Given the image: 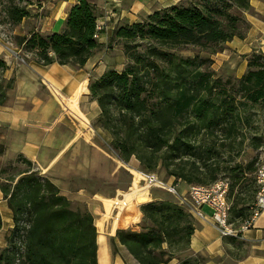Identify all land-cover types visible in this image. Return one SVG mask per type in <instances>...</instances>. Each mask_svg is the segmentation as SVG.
Wrapping results in <instances>:
<instances>
[{
	"label": "trees",
	"instance_id": "1",
	"mask_svg": "<svg viewBox=\"0 0 264 264\" xmlns=\"http://www.w3.org/2000/svg\"><path fill=\"white\" fill-rule=\"evenodd\" d=\"M249 8V0H181L114 29L109 44H121L126 64L121 71L107 69L98 79H90L88 92L99 107L97 127L109 135L110 148L122 160L134 157L146 172L160 162L168 176L188 185H208L217 179L222 168L214 158L225 145L221 139L234 142L251 128V117L243 112L256 104L264 107V57L252 53L246 73L234 83L215 77L207 68L208 58L178 52L197 47L215 54L233 38L242 39L245 31L240 32V25ZM2 11L11 26L29 16L26 5L14 0H6ZM95 34V10L86 0H77L61 32L31 31L15 35L13 43L40 65L81 68L100 48ZM6 67L0 57V105L12 88V81L2 77ZM204 137L208 142L202 141ZM260 144L259 139L249 140L255 149ZM3 153L0 144V156ZM18 161L27 168L8 175L0 167V193L13 223L0 264H98L90 212L73 209L50 179L29 167V160L17 155L14 163ZM254 163L223 168L231 178L229 195L238 186L229 208V223L236 219V226L250 213L255 182L242 183L246 173L253 178ZM136 209L140 223L118 228L116 238L138 264H166L175 257L178 264H204L199 255L181 257L194 230L182 205L164 199Z\"/></svg>",
	"mask_w": 264,
	"mask_h": 264
},
{
	"label": "crops",
	"instance_id": "2",
	"mask_svg": "<svg viewBox=\"0 0 264 264\" xmlns=\"http://www.w3.org/2000/svg\"><path fill=\"white\" fill-rule=\"evenodd\" d=\"M86 1L97 13L96 25L100 29L96 39L100 48L92 53L81 68L57 63L40 65L33 55L24 57L29 53L20 49L16 50L17 56L6 53L0 42V57L7 66L2 77L12 81V88L6 93V101L0 105V141L6 145V151L15 156H23L41 173H47L60 194L70 202L86 205L96 229L98 264H138L116 238L120 224H114L111 217L110 220L103 219V200L112 198L121 189L100 190L91 185L93 179L113 181V168L109 170L108 167L99 166L100 148L93 136L87 133L84 143L77 137L80 132L75 128L79 122L94 121L99 115L96 101L89 97V80L98 79L107 69L121 71L115 69L116 60L111 57V52L117 48L115 42L109 44L114 29L124 24L140 22L153 11L181 0ZM50 2L47 6L50 11L46 10L41 14L38 22L30 16L24 18L18 24V30L22 32L14 35H24L31 31L41 35L61 32L67 13L77 0ZM249 6L244 13V20L248 24L244 37L233 38L225 43L239 59L244 56L239 64V77L247 70L246 58L250 54H261L264 57V0H249ZM25 19L34 21L30 22L32 28L27 31L23 30ZM120 56L118 61L124 58L122 52ZM85 153L90 158L88 162L83 156ZM65 157V161L56 165L59 159ZM77 157L84 161H76ZM101 159L105 160L103 156ZM182 184L186 186L185 183ZM0 217L5 223V227L4 224L0 225L1 251L7 247L1 238V232L11 229L13 225L11 212L1 193ZM191 218L194 230L190 236L188 251L181 257L199 255L204 259V264H264V211L253 227L237 237H221L211 224L192 216ZM228 238H235L236 241L230 242ZM238 242L244 247L245 253L235 258L231 251ZM166 264H178V260L175 257Z\"/></svg>",
	"mask_w": 264,
	"mask_h": 264
},
{
	"label": "rangeland",
	"instance_id": "3",
	"mask_svg": "<svg viewBox=\"0 0 264 264\" xmlns=\"http://www.w3.org/2000/svg\"><path fill=\"white\" fill-rule=\"evenodd\" d=\"M14 1L15 3H18L21 6L26 5L27 10L29 11V16L35 19L36 22H38V17H40L41 14H44L46 10L50 11V9L47 8L48 4L51 3L50 0H14ZM5 3H6V0H0V42L3 44V47L6 43V40L7 42L13 43V37L15 36L14 34H20V32H22V30H18V25L11 26L5 22L4 12L2 11V7L5 5ZM95 14L97 16V13ZM26 22H28V24H26ZM30 22H34V21L33 20L27 21L25 19V22L23 24L24 31H27L30 28H32L30 26ZM247 28H248V24L246 23V21H243V23L240 25V32H244V31L246 32ZM115 45L117 46V48L115 51L111 52L112 54L111 57L113 60L114 59L116 60L115 69L120 70L125 66L126 59L122 57L121 61H118V57H121L120 53L122 52V46L121 44H118V43ZM13 47L15 51L18 50V48L14 45V43H13ZM178 54L183 57H192L195 54H198L199 57L208 58L209 59V64L207 65L208 70L213 72L214 76L219 77L221 81L223 82L229 79L232 82L237 83V80L241 78L239 77V74H240L239 64L244 56H242L239 59L238 56L234 54V52L226 46V44L222 45L219 49V52L215 54H209L208 52L201 51V49L197 47H186L185 49L180 50ZM26 56H31V55L27 54ZM248 57L246 58V61ZM201 68L203 69L204 67H201ZM236 97L238 98V95H236ZM243 113L251 117V121H252L250 124L251 128H247L244 131H242V134L238 135L234 142L226 143L227 141H224V139H221L225 145L219 150L216 157L214 158L215 162H217L219 166L222 168V170H220L217 174V179H227L230 184H231V178L229 177V173L227 172V170L223 168L232 167L236 164L244 167L251 160L255 161L257 149L249 145V140L251 138L253 139L255 138L256 140L259 139L261 142L260 146L264 145V107H261L260 104H256L254 107L246 109ZM77 125L75 129L76 130L78 129L80 132L79 134H77V137L85 143L86 142L85 139L87 138L86 134L89 133L93 136L94 140L96 141V145L100 148L101 153L99 152L100 155L98 157V161L100 162L99 166H101V168L108 167L109 170L113 168V172H114L113 181H110V180L105 181L103 179H98V180L93 179V181L91 182L92 187L100 189V190H107V189L111 190L114 188L121 189L118 194L128 193L126 195L127 199L129 198L135 199L137 196L145 197V200L143 202H138V200L135 199V202L131 204L132 206L130 205L121 214V217L118 222L113 220L114 224H120V228H124V229H126V225H130V226L138 225V223L140 222L138 221V211L136 208L141 204L154 201L153 199H156V200L167 199V200L175 201L178 203H180V200H183L184 202L189 201L188 192H187L189 185L186 184L185 186L184 184H182L183 183L182 181H175L173 177L168 176L165 170L162 168L160 162H158V165L156 166V168H154L153 170L149 172L155 173L158 176V178L162 180L163 182H167L170 184H177L178 196L172 195L171 193H169L168 191L162 188L146 189L143 187V184L138 183L137 180H135V183H134L135 185L133 186L132 176L129 170L132 168H137L142 171L145 170L139 164V162L134 157L129 158L127 161L122 160L120 156L118 155V153L115 150H112L110 148L109 135L97 127L96 120L90 121V122H79V124ZM202 141L208 142V139L204 137ZM253 143H255V141ZM0 144L4 146V153L0 156V167L6 168L5 169L6 174L8 175L15 174L18 170L27 168L26 164L22 163L21 161L14 163V161H17V156L11 154V152H9L8 150L6 151L7 147L3 142L0 141ZM194 144L195 146H199V143H194ZM83 156H85V160H87V162L90 161L89 160L90 158H88V153L83 154ZM101 156H103L105 160H102ZM92 159L94 160V158ZM65 160H66V157L63 159L62 158L59 159L56 165L60 164L61 162ZM76 161L82 162L84 160H79V158L77 157ZM10 163L12 164V166H15L14 169L13 167H9ZM29 167L33 170H37L42 176H45L48 179L50 178L48 177L47 173L46 174L41 173L40 170L37 169L36 166H34L33 164H31ZM0 182H1V179H0ZM244 184L253 185V178L251 174L246 173V180L242 183V185ZM81 185H84V184L81 183ZM194 185H197V184H194ZM237 189H238V186L234 188V191L231 195H229V192H228L229 202H231L232 196L236 193ZM247 196H248V193L243 195V197H247ZM110 199L103 200L104 213H105L103 219H107V220H110V217L112 214ZM70 203L73 209L87 210L86 205L81 202H70ZM130 207H133V208L131 210H128ZM231 221H233V225L235 226L237 225L236 219L231 220ZM1 224H4L3 227H5V223L1 221L0 219V225ZM10 235H11V229H7L1 232V238L6 242L7 246L9 245ZM20 243H21V238H19L18 236L15 237L16 246H19ZM233 248L234 249L231 251V254L235 258L241 257L245 253L244 247L239 242L236 243V245H234Z\"/></svg>",
	"mask_w": 264,
	"mask_h": 264
},
{
	"label": "built area",
	"instance_id": "4",
	"mask_svg": "<svg viewBox=\"0 0 264 264\" xmlns=\"http://www.w3.org/2000/svg\"><path fill=\"white\" fill-rule=\"evenodd\" d=\"M99 29L100 26L96 25V31ZM96 37L97 34H95ZM4 49L7 50L5 51L8 54L17 56L13 43L6 40ZM19 60L23 59L19 58ZM254 167L253 179L256 186L254 199L250 206L248 218L238 226L229 223V208L231 203L228 201L230 183L227 179H217L208 185H189L187 190L189 201L184 202L180 200V203H177L182 205L192 217L214 226L221 237H237L245 230L253 227L257 218L264 211V145L260 146L256 151ZM129 172L132 176V184L137 180L146 189L162 188L172 195L178 196L177 184L163 182L153 172H146L137 168H132ZM127 194L120 193L110 199L111 218L117 222L121 214L135 202L134 198L127 199Z\"/></svg>",
	"mask_w": 264,
	"mask_h": 264
},
{
	"label": "bare ground",
	"instance_id": "5",
	"mask_svg": "<svg viewBox=\"0 0 264 264\" xmlns=\"http://www.w3.org/2000/svg\"><path fill=\"white\" fill-rule=\"evenodd\" d=\"M134 183H135V181H134ZM133 183V186L135 185ZM132 188V187H131ZM133 189V188H132ZM137 194V193H136ZM136 200H138V202H143L144 200H145V197L144 196H137L136 198H135Z\"/></svg>",
	"mask_w": 264,
	"mask_h": 264
}]
</instances>
